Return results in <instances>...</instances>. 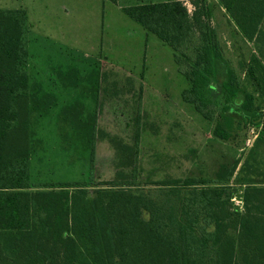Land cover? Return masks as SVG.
<instances>
[{
    "label": "trees",
    "instance_id": "obj_1",
    "mask_svg": "<svg viewBox=\"0 0 264 264\" xmlns=\"http://www.w3.org/2000/svg\"><path fill=\"white\" fill-rule=\"evenodd\" d=\"M219 1L258 47L242 63L247 86L222 55L206 0H191V13L181 0L121 11L172 50L187 84L181 100L212 136L239 146L253 128L256 142L264 138V0ZM27 32L25 10L0 9V264H264V187L192 178L140 184L139 117L131 145L110 139L111 180L32 184Z\"/></svg>",
    "mask_w": 264,
    "mask_h": 264
},
{
    "label": "rangeland",
    "instance_id": "obj_2",
    "mask_svg": "<svg viewBox=\"0 0 264 264\" xmlns=\"http://www.w3.org/2000/svg\"><path fill=\"white\" fill-rule=\"evenodd\" d=\"M165 1L0 0V9L27 14L32 184L111 180L117 158L110 139L131 145L139 117L140 184L192 178L239 189L264 186L259 128L239 146L214 138L212 125L181 100L187 84L172 50L121 11ZM181 1L191 13V0ZM206 1L222 55L247 86L242 63L258 47L239 33L219 0ZM261 107L264 113V101ZM92 131L102 137L91 139Z\"/></svg>",
    "mask_w": 264,
    "mask_h": 264
},
{
    "label": "built area",
    "instance_id": "obj_3",
    "mask_svg": "<svg viewBox=\"0 0 264 264\" xmlns=\"http://www.w3.org/2000/svg\"><path fill=\"white\" fill-rule=\"evenodd\" d=\"M235 205H237V206H238V205H239V202H238V201H235Z\"/></svg>",
    "mask_w": 264,
    "mask_h": 264
},
{
    "label": "crops",
    "instance_id": "obj_4",
    "mask_svg": "<svg viewBox=\"0 0 264 264\" xmlns=\"http://www.w3.org/2000/svg\"><path fill=\"white\" fill-rule=\"evenodd\" d=\"M260 187H264V186H260Z\"/></svg>",
    "mask_w": 264,
    "mask_h": 264
}]
</instances>
